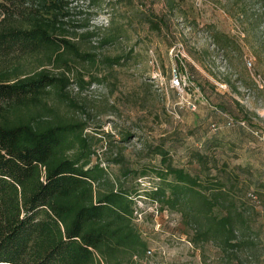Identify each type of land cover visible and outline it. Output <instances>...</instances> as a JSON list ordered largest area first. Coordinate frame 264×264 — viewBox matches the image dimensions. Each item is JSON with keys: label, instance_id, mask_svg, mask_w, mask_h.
Returning a JSON list of instances; mask_svg holds the SVG:
<instances>
[{"label": "trees", "instance_id": "obj_1", "mask_svg": "<svg viewBox=\"0 0 264 264\" xmlns=\"http://www.w3.org/2000/svg\"><path fill=\"white\" fill-rule=\"evenodd\" d=\"M80 1L0 0V264H132L148 253L136 224L141 196L178 212L193 243L213 244L227 264L242 254L260 259L263 192L251 188L257 182L248 166L231 168L221 160L227 146L221 140L194 150L195 171L176 165L160 146L151 148L161 157L159 167L126 168L121 178L93 163L89 124L58 108L70 97L65 71L74 58L95 61L74 42L78 29H85L82 40L96 36L91 19L74 6ZM147 22L160 28L151 17ZM122 59L107 58L112 66ZM44 62L64 70L31 69ZM233 125L247 128L246 120ZM113 161L124 159L116 154Z\"/></svg>", "mask_w": 264, "mask_h": 264}, {"label": "rangeland", "instance_id": "obj_2", "mask_svg": "<svg viewBox=\"0 0 264 264\" xmlns=\"http://www.w3.org/2000/svg\"><path fill=\"white\" fill-rule=\"evenodd\" d=\"M74 6L96 32L82 40L85 29H78L74 42L95 61L74 58L71 72L65 71L72 82L70 97L58 108L89 124L85 135L96 152L93 163L121 178L126 168L159 167L161 157L151 148L160 146L176 165L195 171L194 150L216 138L227 144L221 160L231 168L251 169L257 182L251 188L263 192L264 209V0H97L91 5L82 0ZM150 17L160 28L147 22ZM109 35L117 38L107 43ZM118 56L121 63H108ZM40 67L57 74L64 70L47 62L31 69ZM175 76L180 86L173 85ZM94 79L99 82L87 84ZM244 120L245 129L233 125ZM116 154L123 163L113 161ZM136 199V224L148 253L132 264H227L213 244L193 243L178 212ZM233 264H264V255L242 254Z\"/></svg>", "mask_w": 264, "mask_h": 264}, {"label": "built area", "instance_id": "obj_3", "mask_svg": "<svg viewBox=\"0 0 264 264\" xmlns=\"http://www.w3.org/2000/svg\"><path fill=\"white\" fill-rule=\"evenodd\" d=\"M172 83L174 86H180V81L176 76L173 78ZM149 254H150V252H149Z\"/></svg>", "mask_w": 264, "mask_h": 264}]
</instances>
